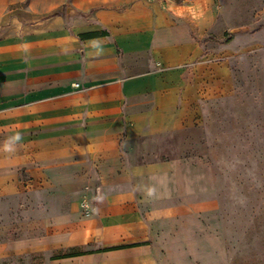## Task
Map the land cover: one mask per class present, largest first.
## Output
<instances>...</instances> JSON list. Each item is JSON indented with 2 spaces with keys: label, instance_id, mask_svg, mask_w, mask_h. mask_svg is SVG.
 Wrapping results in <instances>:
<instances>
[{
  "label": "crops",
  "instance_id": "obj_1",
  "mask_svg": "<svg viewBox=\"0 0 264 264\" xmlns=\"http://www.w3.org/2000/svg\"><path fill=\"white\" fill-rule=\"evenodd\" d=\"M217 9L215 0H0V264L220 260L194 223L209 214L215 234L217 207L186 201L193 160L158 144L192 128L222 80ZM50 189L70 197L68 220L18 221ZM68 249L90 253L55 258Z\"/></svg>",
  "mask_w": 264,
  "mask_h": 264
},
{
  "label": "rangeland",
  "instance_id": "obj_2",
  "mask_svg": "<svg viewBox=\"0 0 264 264\" xmlns=\"http://www.w3.org/2000/svg\"><path fill=\"white\" fill-rule=\"evenodd\" d=\"M215 2L218 26L224 33L211 41L226 48L215 50L217 60L212 63L222 64L225 73L220 83L213 84L210 98L198 103L193 127L163 136L158 144L169 158L193 160L194 195L186 201H210L217 207L219 228L215 234L209 214L208 220L201 219L202 224L194 221L195 234L204 237L201 241L210 244L222 264H264V0ZM254 24L259 29L253 34L227 33ZM33 198L30 211L19 208L18 221L32 216L56 222L63 215L68 220L71 199L58 189L37 192ZM18 202L25 204V197ZM196 238L188 239L193 252L199 244ZM220 260L204 261L195 252L192 262H177L216 264Z\"/></svg>",
  "mask_w": 264,
  "mask_h": 264
},
{
  "label": "trees",
  "instance_id": "obj_3",
  "mask_svg": "<svg viewBox=\"0 0 264 264\" xmlns=\"http://www.w3.org/2000/svg\"><path fill=\"white\" fill-rule=\"evenodd\" d=\"M102 34L105 35V32L101 33V34H94V33L93 34H85V35H82L81 38H83V39L94 38V37L102 35ZM123 247H125V246L104 248V249L97 250L96 252H105V251H110V250L123 248ZM88 253H90V252L89 251H82V250H79V249H68L63 255H61L59 257H55V258L56 259H58V258H72V257L82 256V255H85V254H88ZM55 258H51V259H55Z\"/></svg>",
  "mask_w": 264,
  "mask_h": 264
},
{
  "label": "water",
  "instance_id": "obj_4",
  "mask_svg": "<svg viewBox=\"0 0 264 264\" xmlns=\"http://www.w3.org/2000/svg\"><path fill=\"white\" fill-rule=\"evenodd\" d=\"M170 1H174V0H170ZM75 13L76 12L69 6V4H67L66 5V12H65L66 17L69 18V17L73 16V14H75ZM258 29H259V25L254 24V25H249V26L235 27V28L229 29L227 31V33L229 35L253 34Z\"/></svg>",
  "mask_w": 264,
  "mask_h": 264
},
{
  "label": "built area",
  "instance_id": "obj_5",
  "mask_svg": "<svg viewBox=\"0 0 264 264\" xmlns=\"http://www.w3.org/2000/svg\"><path fill=\"white\" fill-rule=\"evenodd\" d=\"M184 3H193V2H195L196 0H182ZM75 87H77V85H74ZM83 208V211H84V213H87L88 211H87V209H86V207H82Z\"/></svg>",
  "mask_w": 264,
  "mask_h": 264
}]
</instances>
